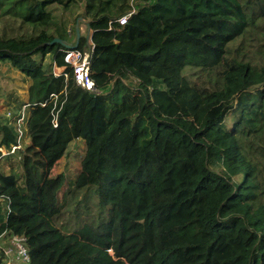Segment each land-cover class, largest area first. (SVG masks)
Listing matches in <instances>:
<instances>
[{"label": "trees", "instance_id": "1", "mask_svg": "<svg viewBox=\"0 0 264 264\" xmlns=\"http://www.w3.org/2000/svg\"><path fill=\"white\" fill-rule=\"evenodd\" d=\"M132 8L144 34L80 37L101 93L86 91L51 44L77 43L55 12L102 29ZM10 21L24 31L0 34V68L31 80V143L0 163V235L26 237L31 264H264V0H0ZM9 121L0 147L16 142ZM78 140L64 186L55 170ZM89 197L94 219L58 226Z\"/></svg>", "mask_w": 264, "mask_h": 264}, {"label": "rangeland", "instance_id": "2", "mask_svg": "<svg viewBox=\"0 0 264 264\" xmlns=\"http://www.w3.org/2000/svg\"><path fill=\"white\" fill-rule=\"evenodd\" d=\"M80 14V11L75 12L73 15L68 14L61 9L57 10L55 12V15L62 20H65L66 28L69 33L72 34V37L70 38L71 41H75V32H76V26L78 20L75 21L76 17ZM7 28L2 23L0 26V34L9 33L12 31H15L16 33L23 32L24 29H19V23H16L15 21L8 22ZM101 27V26H100ZM79 28L81 36H90L94 29H97V27H90L88 29L87 22L84 20L79 21ZM128 32V35H136V34H144L148 30V23L144 18L134 19L131 21L130 26L126 29ZM90 31V35H89ZM68 44V43H67ZM52 58L50 56H46L44 59V65L46 67H49L52 63ZM55 69V68H54ZM93 70H96V67L93 65ZM31 85V80L24 76L20 71L14 68H8L3 66L0 68V122L6 121L8 118H12L13 115L16 113L14 112V106L16 103V99H19V102H28V91L29 87ZM16 114L14 115V117ZM14 120V118H13ZM86 145L85 142L82 140H78L74 143H72L68 149V152L64 156V158L60 161V163L57 165L55 174L63 173L66 177V181L64 183V186L68 185V182L70 180L75 179L77 176L79 170L81 169V161L85 155ZM14 161L10 162L11 164H14ZM10 167V166H9ZM8 169V168H7ZM64 189L60 192V197L64 194ZM84 191V190H83ZM82 194H84L81 191ZM82 194H76L74 199V204H76V201L83 199ZM91 193H89V196ZM85 202H80L78 207L80 211H87L88 215L81 216L74 212L73 206H66L65 212L60 219L58 226H60L63 230L67 232H72L73 230L77 229L80 225L85 223L86 221H90L96 217L97 212L99 210L97 203H95V200L93 197H89V204L86 209H84Z\"/></svg>", "mask_w": 264, "mask_h": 264}, {"label": "built area", "instance_id": "3", "mask_svg": "<svg viewBox=\"0 0 264 264\" xmlns=\"http://www.w3.org/2000/svg\"><path fill=\"white\" fill-rule=\"evenodd\" d=\"M138 14L135 8H132L124 16L114 20L108 21L105 27L102 29L98 28L96 30L106 31L109 33H118L124 31L129 27L131 20ZM64 60L67 66L73 69V74L75 82L78 86L85 89L92 94H100V89L97 88L95 81L92 78V62L91 54L86 52L82 53L77 49H67L65 51ZM66 68L55 67L54 75L65 76ZM52 101L56 102L58 100L57 95L51 96ZM42 106H46L42 104ZM30 111V106L28 103L22 107L21 111L12 118H8L9 124L14 127V134L16 137V142L11 144L10 147L2 146L0 147V163L7 158L17 155L19 152L24 151L31 143V138L28 128V116ZM58 114L53 115L54 127L58 126ZM14 118V120H13ZM8 168V169H7ZM6 170H9V166H6ZM1 201V198H0ZM27 238L24 236H19L12 232H4L0 235V264H31V255L27 246Z\"/></svg>", "mask_w": 264, "mask_h": 264}, {"label": "water", "instance_id": "4", "mask_svg": "<svg viewBox=\"0 0 264 264\" xmlns=\"http://www.w3.org/2000/svg\"><path fill=\"white\" fill-rule=\"evenodd\" d=\"M80 20H83L82 18H79L78 19V22H77V26H76V40H77V43L75 45H70V44H67L65 41L59 39V38H56L54 39L51 44H55V43H61L66 49H76L77 46H78V42L80 40V37H81V33H80V28H79V21ZM87 26H88V29L90 28L89 24L87 23ZM89 34H90V31H89Z\"/></svg>", "mask_w": 264, "mask_h": 264}, {"label": "crops", "instance_id": "5", "mask_svg": "<svg viewBox=\"0 0 264 264\" xmlns=\"http://www.w3.org/2000/svg\"><path fill=\"white\" fill-rule=\"evenodd\" d=\"M95 30V28H93ZM90 35V34H89ZM91 36V35H90ZM90 36H88L87 38H90Z\"/></svg>", "mask_w": 264, "mask_h": 264}]
</instances>
